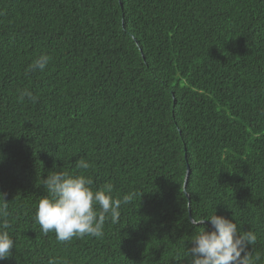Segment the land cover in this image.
Here are the masks:
<instances>
[{"label":"trees","instance_id":"trees-1","mask_svg":"<svg viewBox=\"0 0 264 264\" xmlns=\"http://www.w3.org/2000/svg\"><path fill=\"white\" fill-rule=\"evenodd\" d=\"M60 170L136 195L102 237L59 242L35 213ZM0 193V264H189L214 212L264 264V0H0Z\"/></svg>","mask_w":264,"mask_h":264},{"label":"clouds","instance_id":"clouds-1","mask_svg":"<svg viewBox=\"0 0 264 264\" xmlns=\"http://www.w3.org/2000/svg\"><path fill=\"white\" fill-rule=\"evenodd\" d=\"M49 60L48 55L41 54L29 65L28 71H43ZM25 98L36 99L28 89L19 92V99ZM76 168L87 170L90 163L81 158L76 162ZM41 184L47 194L38 201L35 221L45 235L54 232L59 242L85 235L102 237L105 222L110 219L117 223L121 206L131 203L136 195L134 192L114 193L110 183L94 189L90 176L67 170L49 172L46 178L41 179ZM8 209L9 202L5 194L0 193V261L11 257L15 246L9 232ZM205 220L210 221L212 230L201 227L191 236L192 247L187 248L185 255L189 264H253L248 250V246L257 241L253 231L241 233L236 222L215 212L206 217L194 216L191 223L199 225ZM49 264L58 262L51 259Z\"/></svg>","mask_w":264,"mask_h":264},{"label":"water","instance_id":"water-1","mask_svg":"<svg viewBox=\"0 0 264 264\" xmlns=\"http://www.w3.org/2000/svg\"><path fill=\"white\" fill-rule=\"evenodd\" d=\"M188 172H189V169H188V167H186L185 176H184V182H183V190L185 188V183H186V180H187ZM186 196L188 197L187 194H186Z\"/></svg>","mask_w":264,"mask_h":264}]
</instances>
